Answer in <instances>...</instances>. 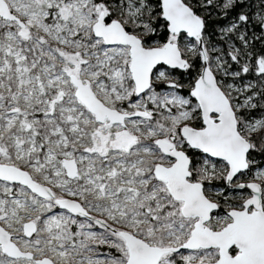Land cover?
<instances>
[{"label": "snow or ice", "instance_id": "snow-or-ice-1", "mask_svg": "<svg viewBox=\"0 0 264 264\" xmlns=\"http://www.w3.org/2000/svg\"><path fill=\"white\" fill-rule=\"evenodd\" d=\"M0 264H264V0H0Z\"/></svg>", "mask_w": 264, "mask_h": 264}]
</instances>
